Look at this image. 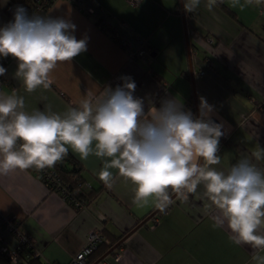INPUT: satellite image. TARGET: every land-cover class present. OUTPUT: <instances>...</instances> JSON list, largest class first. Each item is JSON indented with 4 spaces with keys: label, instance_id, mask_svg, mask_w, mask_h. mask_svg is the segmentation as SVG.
I'll return each mask as SVG.
<instances>
[{
    "label": "crops",
    "instance_id": "obj_1",
    "mask_svg": "<svg viewBox=\"0 0 264 264\" xmlns=\"http://www.w3.org/2000/svg\"><path fill=\"white\" fill-rule=\"evenodd\" d=\"M91 1L101 14L83 12L68 0L48 7L50 17L70 20L76 26L72 34L87 41L86 51L51 73L49 89L27 93L15 77L18 61L10 56L0 91L15 90L29 112L50 105L62 113L81 99L95 102L104 88L114 89L123 83L121 77H131L133 94L144 99L146 108L175 98L198 117L200 97L214 107L211 117L225 133L217 167L227 168L264 148V8L253 3L241 10L223 0L229 13L218 3L209 11L207 0H201L194 13H186L182 0ZM17 6V0H0V28L13 22ZM124 36L145 52L132 56L136 47H123ZM69 153L98 191L86 206L75 208L31 169L0 176V245L15 243L1 220L6 215L32 236L40 259L53 264H68L93 229L102 232L105 243L127 233L115 253L91 264H255V250L234 244L226 223L213 226L219 211L203 196L202 186L186 198L174 194L164 212L150 217L155 207L136 208L130 182L116 175L109 187L99 179V159L82 161ZM257 163L264 168V161ZM0 264L11 263L0 253Z\"/></svg>",
    "mask_w": 264,
    "mask_h": 264
},
{
    "label": "clouds",
    "instance_id": "obj_2",
    "mask_svg": "<svg viewBox=\"0 0 264 264\" xmlns=\"http://www.w3.org/2000/svg\"><path fill=\"white\" fill-rule=\"evenodd\" d=\"M182 3L186 13H194L201 0ZM217 3L207 0L206 7L211 11ZM253 3L264 0H230L231 7L241 10ZM75 27L64 18L30 17L17 6L13 22L0 28V56L18 61L15 77L27 93L49 89L57 66L87 50L86 39L72 34ZM5 73L0 66V76ZM121 79L114 89L104 88L95 102L84 98L62 113L50 105L29 112L15 90L0 91V176L53 168L71 149L82 161L94 156L102 162L98 176L105 185L111 187L116 175L130 182L138 209L154 206L164 212L173 203L170 193L186 198L202 186L203 196L219 211L213 226L226 223L231 241L250 246L255 264H264V168L257 163L264 161V148L227 168L217 167L225 133L204 97L198 117L175 98L146 108L144 99L133 94L132 78Z\"/></svg>",
    "mask_w": 264,
    "mask_h": 264
},
{
    "label": "built area",
    "instance_id": "obj_3",
    "mask_svg": "<svg viewBox=\"0 0 264 264\" xmlns=\"http://www.w3.org/2000/svg\"><path fill=\"white\" fill-rule=\"evenodd\" d=\"M54 0H32L31 7L29 11L27 12L28 15L31 17L33 14L40 15V10L43 6H46L48 9L49 5L53 2ZM70 2H73L78 9L82 10L83 12H87L92 15H97L101 14V10L97 7H95L90 0H68ZM129 4L135 5L137 4L140 0H126ZM120 44L124 47L131 48L133 46L136 47V50L131 53L132 56H141L144 52L145 49L141 48L138 42H132L130 39L127 37H122L120 39ZM11 55L8 57H2L0 56V66H4L7 61L9 60ZM4 81V77L0 76V83ZM31 170L35 171V174H42L43 176H46L44 178H50V176L46 173V170H38L36 168H31ZM48 180V179H47ZM53 180V179H52ZM57 190L61 193L62 198L65 201H70L74 202L73 204L75 206L79 207H84L87 205V202L85 201L84 198L82 199H77L78 197L76 196V190L78 188L74 189H69V187L63 185L60 182H57ZM1 220L3 224L5 225V229H7L9 232H11L15 238V243L12 245V247H7L5 245H0V253L5 255L11 263H16L18 262L19 256L18 252L19 250L24 246V245H29L33 248V238L30 234L22 233L18 227H16L13 224L12 218L9 216H2ZM105 241V238L102 234V232L99 229H93L90 230L87 234L85 243L82 245V247L73 255L71 260L69 261L68 264H87V256L92 252V250L96 247V245L99 242ZM34 250V249H33ZM36 252V251H35ZM38 253V252H36ZM46 264H53L52 262H46Z\"/></svg>",
    "mask_w": 264,
    "mask_h": 264
},
{
    "label": "trees",
    "instance_id": "obj_4",
    "mask_svg": "<svg viewBox=\"0 0 264 264\" xmlns=\"http://www.w3.org/2000/svg\"><path fill=\"white\" fill-rule=\"evenodd\" d=\"M18 4L25 8L27 12L29 11L32 0H17ZM218 5L223 10L228 12V10L225 9V5L223 2H219ZM260 7L264 8V4H261ZM229 13V12H228ZM40 15L49 17V12L46 6H43L40 10ZM97 22V21H96ZM191 108L194 109V106L191 105ZM46 173L50 176V178H44L46 176H43L42 174H36L41 181L46 185V187L51 190L57 192L60 196L61 193L59 190H57V182L62 183L63 185L69 187V189L78 188L76 190V196L77 199L84 198L87 204L89 203L90 199L94 196V194L98 191V189L94 188L92 184L87 181V179L84 176L83 168L80 164V162L74 158L73 155L68 153V155L63 159V161L57 163L53 168H46ZM34 173H36L34 171ZM53 179V180H52ZM172 195V194H170ZM62 198V196H61ZM64 200V199H63ZM69 204L74 206L75 208H78L75 206L72 202L67 201ZM160 212L159 209L154 208V210L151 212L150 217H154V215L158 214ZM149 217V218H150ZM148 218V219H149ZM127 232L122 233L118 237H110L109 242L105 243L104 241L99 242L96 247L92 250V252L87 256V264H91L95 260H101L105 256L115 253L117 248H119L122 245V242L124 241L125 235ZM27 251V254L24 256L23 251ZM5 256V255H4ZM18 262L11 263L9 259L6 257V259L11 264H46V262L42 261L40 259V256L38 253H36L31 246L24 245L18 252Z\"/></svg>",
    "mask_w": 264,
    "mask_h": 264
},
{
    "label": "water",
    "instance_id": "obj_5",
    "mask_svg": "<svg viewBox=\"0 0 264 264\" xmlns=\"http://www.w3.org/2000/svg\"><path fill=\"white\" fill-rule=\"evenodd\" d=\"M175 193H173L171 196L173 197Z\"/></svg>",
    "mask_w": 264,
    "mask_h": 264
}]
</instances>
